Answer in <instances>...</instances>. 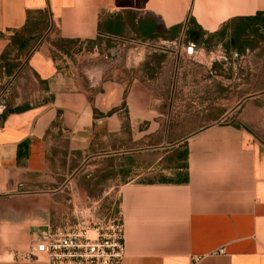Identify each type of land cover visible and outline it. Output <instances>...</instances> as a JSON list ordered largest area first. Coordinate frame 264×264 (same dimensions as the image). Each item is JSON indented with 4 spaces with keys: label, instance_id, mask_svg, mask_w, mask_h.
<instances>
[{
    "label": "crops",
    "instance_id": "obj_1",
    "mask_svg": "<svg viewBox=\"0 0 264 264\" xmlns=\"http://www.w3.org/2000/svg\"><path fill=\"white\" fill-rule=\"evenodd\" d=\"M258 13L0 0V264H50L31 244L101 204L122 264H264V31L259 53L234 43Z\"/></svg>",
    "mask_w": 264,
    "mask_h": 264
},
{
    "label": "built area",
    "instance_id": "obj_2",
    "mask_svg": "<svg viewBox=\"0 0 264 264\" xmlns=\"http://www.w3.org/2000/svg\"><path fill=\"white\" fill-rule=\"evenodd\" d=\"M24 257L50 264H122L126 257L122 218L114 210L98 218L93 227L84 220L69 230H47Z\"/></svg>",
    "mask_w": 264,
    "mask_h": 264
},
{
    "label": "trees",
    "instance_id": "obj_3",
    "mask_svg": "<svg viewBox=\"0 0 264 264\" xmlns=\"http://www.w3.org/2000/svg\"><path fill=\"white\" fill-rule=\"evenodd\" d=\"M230 26L233 28L235 25L230 24ZM227 28V27H226ZM224 28V31L225 29ZM175 29H172L174 31ZM262 30L264 31V14L258 13L255 17H250L244 20H240L238 22V26L236 28L235 35L237 36V40L234 42L238 48L248 49L253 48L256 46L259 41H254V39L257 37L259 40L263 36ZM253 36V40L249 41V39H242V37H251ZM24 110V108H18L15 111H21Z\"/></svg>",
    "mask_w": 264,
    "mask_h": 264
},
{
    "label": "rangeland",
    "instance_id": "obj_4",
    "mask_svg": "<svg viewBox=\"0 0 264 264\" xmlns=\"http://www.w3.org/2000/svg\"><path fill=\"white\" fill-rule=\"evenodd\" d=\"M254 41H259V39L256 37L254 39ZM260 48H261V46L259 45V43H257L256 46L253 47L252 49L255 52L259 53L261 51ZM256 57H257V59L254 58V60H253V66H254V68L261 66V61L259 60L258 55ZM263 66H264V64H263ZM254 78L257 79L254 82L261 83V77H254ZM112 212H114V208H113V205L112 204L93 205V207H92V209H91V211L89 213V217H87V219H84V220H86L88 222L89 227H93L94 223L97 221L98 218L107 217ZM84 220H81L80 222H82Z\"/></svg>",
    "mask_w": 264,
    "mask_h": 264
}]
</instances>
